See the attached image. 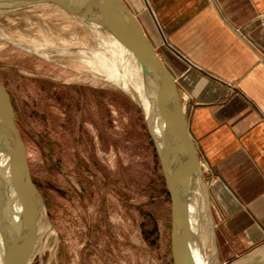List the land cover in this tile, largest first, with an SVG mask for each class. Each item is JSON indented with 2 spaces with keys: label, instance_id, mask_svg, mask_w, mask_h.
<instances>
[{
  "label": "rangeland",
  "instance_id": "rangeland-1",
  "mask_svg": "<svg viewBox=\"0 0 264 264\" xmlns=\"http://www.w3.org/2000/svg\"><path fill=\"white\" fill-rule=\"evenodd\" d=\"M80 46L97 49V29L55 3L0 10V79L48 213L29 264H174L171 198L146 112L90 64L56 51ZM206 255L221 264L211 245Z\"/></svg>",
  "mask_w": 264,
  "mask_h": 264
},
{
  "label": "crops",
  "instance_id": "crops-1",
  "mask_svg": "<svg viewBox=\"0 0 264 264\" xmlns=\"http://www.w3.org/2000/svg\"><path fill=\"white\" fill-rule=\"evenodd\" d=\"M174 74L221 264H264V0H124Z\"/></svg>",
  "mask_w": 264,
  "mask_h": 264
},
{
  "label": "water",
  "instance_id": "water-1",
  "mask_svg": "<svg viewBox=\"0 0 264 264\" xmlns=\"http://www.w3.org/2000/svg\"><path fill=\"white\" fill-rule=\"evenodd\" d=\"M12 1V0H0ZM52 2L73 15L82 18L84 13H93L110 23L138 58L148 86L153 89V115L157 118L158 130L149 124L158 145L159 157L165 173L171 198L172 255L174 264H196L191 249L193 230L190 224L189 202L192 195V179L200 185L198 207L200 219L206 224L212 239L214 254L218 256V241L213 217L209 185L195 141L190 133L187 114L174 78L164 59L156 51L138 17L124 0H29L24 4ZM0 151L10 156L17 153L23 177L39 197L44 200L33 182L20 128L16 122L10 92L0 79ZM1 194V193H0ZM0 198V227L9 226ZM2 264H20L16 249V236L7 240Z\"/></svg>",
  "mask_w": 264,
  "mask_h": 264
},
{
  "label": "bare ground",
  "instance_id": "bare-ground-1",
  "mask_svg": "<svg viewBox=\"0 0 264 264\" xmlns=\"http://www.w3.org/2000/svg\"><path fill=\"white\" fill-rule=\"evenodd\" d=\"M27 1L29 0L0 1V10L3 8H17ZM82 19L88 21L97 29L99 38L98 48L88 50L84 46L72 49L57 47L59 49H56V51L60 54L67 52L81 58V61L88 65L90 64V67H93L99 74H102L108 80L115 82L129 92L143 106L146 115L151 120L152 128L158 130L157 118L153 115L152 97L154 91L148 86L142 66L128 46V43L110 23L95 14L86 12ZM15 43L51 56L49 54L50 51L46 50L41 43L35 45L25 44L21 41ZM199 192L200 185L198 179L193 178L191 201L188 205L190 224L193 230L191 249L196 264H211V257L206 255L209 245L212 247V244H210L211 237L208 227L200 219L197 197ZM0 193L2 209L6 214L9 224V226H6L5 223L4 227H0V264L3 262L7 240L12 238L13 235L16 236V249L20 256V264H29L31 253L38 240L37 223L39 218L41 220L48 213L45 203H40L39 197L34 193L31 186L26 183L23 177V170L19 165L17 153L8 156L6 153L0 151ZM47 232L48 234L52 232L50 227L47 228Z\"/></svg>",
  "mask_w": 264,
  "mask_h": 264
}]
</instances>
